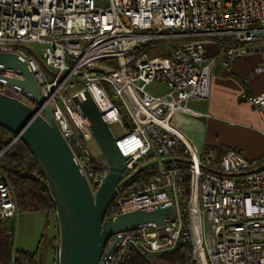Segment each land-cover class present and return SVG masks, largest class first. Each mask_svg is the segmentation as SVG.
I'll return each mask as SVG.
<instances>
[{"label":"built area","instance_id":"1","mask_svg":"<svg viewBox=\"0 0 264 264\" xmlns=\"http://www.w3.org/2000/svg\"><path fill=\"white\" fill-rule=\"evenodd\" d=\"M206 47L217 52L206 56ZM151 48L166 50L164 65L153 62ZM0 51L26 60L95 191L107 160L74 99L90 92L127 157L114 215L174 206L175 217L162 226L112 235L102 257L115 249L104 264H123L134 250L152 262L183 244L192 264H264V162L232 148L199 151L179 120L203 115L189 103L210 97L218 64L229 72L232 58L261 53L252 72H264V0H0ZM2 77L22 79L20 72L0 65V92L44 116L43 105ZM243 83L244 100L264 124V91L250 94L248 78ZM4 152L0 223L12 241L6 222L20 213L1 170ZM142 159L158 163L134 175Z\"/></svg>","mask_w":264,"mask_h":264},{"label":"water","instance_id":"2","mask_svg":"<svg viewBox=\"0 0 264 264\" xmlns=\"http://www.w3.org/2000/svg\"><path fill=\"white\" fill-rule=\"evenodd\" d=\"M0 65L23 75L22 79H1L12 84L10 86L38 106L43 105L44 116L25 102L0 92V126L14 133L11 144L21 139L32 151L44 174V178L36 179L48 190L55 205L59 242L54 264H104L115 249L111 247L102 257L112 235L150 223L162 226L168 216L172 219L175 217L174 206L168 204L105 218L109 206L115 200L117 187L124 183L119 181L127 166V157L120 152L110 126L102 119L101 111L90 92L85 90L83 98L77 95L74 99L81 114L88 120L94 139L107 160V172L95 191L62 135L52 107L46 102L26 60L20 55L0 51ZM157 163L154 160L142 165L134 175Z\"/></svg>","mask_w":264,"mask_h":264},{"label":"crops","instance_id":"3","mask_svg":"<svg viewBox=\"0 0 264 264\" xmlns=\"http://www.w3.org/2000/svg\"><path fill=\"white\" fill-rule=\"evenodd\" d=\"M261 60V53L232 58L229 72L218 64L212 74L210 97L190 101V107L203 115H179L183 131L199 151L223 153L232 148L249 160L260 162L264 158V124L254 105L244 100L243 83L248 78L250 94L264 91V72H252ZM57 233L52 231V242Z\"/></svg>","mask_w":264,"mask_h":264},{"label":"trees","instance_id":"4","mask_svg":"<svg viewBox=\"0 0 264 264\" xmlns=\"http://www.w3.org/2000/svg\"><path fill=\"white\" fill-rule=\"evenodd\" d=\"M211 50L213 53L217 52L216 49L206 47V56H209ZM14 138V133L0 126V151L9 146ZM145 162L144 159L140 160L138 167ZM262 162L264 158L260 160V163ZM104 168L98 167V171L102 172ZM1 170L12 185L20 215L29 210L55 211V205L48 190L36 179V177L44 178L43 171L32 151L21 139L15 140L4 152ZM116 208L115 201H113L105 218L114 216ZM38 257L39 250H16L12 253V241L5 226L0 223V262L2 264H39ZM160 257L174 264H192L191 246L183 244L177 250L161 254ZM123 264H152V262L134 250L130 252Z\"/></svg>","mask_w":264,"mask_h":264},{"label":"rangeland","instance_id":"5","mask_svg":"<svg viewBox=\"0 0 264 264\" xmlns=\"http://www.w3.org/2000/svg\"><path fill=\"white\" fill-rule=\"evenodd\" d=\"M211 48L216 49L215 47ZM166 53L164 48L149 49L150 57L157 65L165 64ZM211 54H213L212 50L208 55ZM148 89L151 91H165L164 87L158 84H151ZM97 153L101 155V150H97ZM6 226L14 231L12 253H15L16 250H39V264H54L56 248L59 242V225L56 211L29 210L21 214V216L19 214L16 218L8 220ZM54 230H57L58 233L52 242V231ZM156 260L174 264L159 256L155 257L152 263L156 264Z\"/></svg>","mask_w":264,"mask_h":264}]
</instances>
